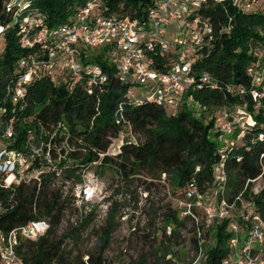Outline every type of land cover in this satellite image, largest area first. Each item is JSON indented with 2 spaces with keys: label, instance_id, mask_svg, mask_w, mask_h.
Instances as JSON below:
<instances>
[{
  "label": "trees",
  "instance_id": "trees-1",
  "mask_svg": "<svg viewBox=\"0 0 264 264\" xmlns=\"http://www.w3.org/2000/svg\"><path fill=\"white\" fill-rule=\"evenodd\" d=\"M87 1L32 0L48 27L65 22ZM97 1L106 16L144 19L155 0ZM9 2L0 0L3 26L11 21L12 10H6ZM198 12L212 27L200 58L192 64L195 83L190 93L201 115L187 105L167 114L163 105L145 93L132 101L128 93L136 84L118 72L104 46L80 50L83 63L100 65L106 76L102 83L89 84L83 73L74 80L65 70L54 69L52 74L42 70L26 85L23 106H13L6 86L18 73L20 59L39 51L40 46L21 47L17 25L0 34V104L7 109L0 115L1 134L12 119L11 135L1 141L29 156V175L18 183L4 187L7 173L0 171V230L7 233L40 218L49 221L43 236L22 240L17 246L24 264H84L82 254L72 261L71 251L64 249L65 241H73L83 223L59 231L68 206L74 204L80 174L87 168L111 171L124 181L142 172L152 176L164 173L173 193L186 196L195 186L205 196L217 191V199L226 195L228 200L239 194L246 197V182L261 177L262 188L251 201L263 215L264 96L253 99L252 93L264 91V10L242 11L232 0H206ZM164 61L165 55L156 54L157 66ZM223 111L245 116L244 134L232 146H220L211 132L218 127L217 113ZM116 137L119 143L110 152ZM219 166L224 180L218 178ZM221 191L225 193L220 195ZM191 212L198 218L197 232L205 233V212L196 206ZM169 215L175 227L181 223L176 212ZM185 219L194 224L191 214ZM227 225L225 219L210 226L213 241L204 248L200 243L203 235L192 238V248L197 251L201 246L204 252V264H221L227 256L231 236ZM175 229L169 234L162 229L151 263L141 254L136 264H175L181 254ZM109 240V225H103L93 251L85 252L88 264H110L105 257Z\"/></svg>",
  "mask_w": 264,
  "mask_h": 264
},
{
  "label": "built area",
  "instance_id": "built-area-1",
  "mask_svg": "<svg viewBox=\"0 0 264 264\" xmlns=\"http://www.w3.org/2000/svg\"><path fill=\"white\" fill-rule=\"evenodd\" d=\"M205 1L155 0L146 17L140 19L106 16L101 13L97 0H89L74 9L65 22L48 27L39 9L33 6L32 0H10L6 10H12L11 21L5 26L0 25V34L17 25L20 46L33 49L39 44L40 48L34 54L30 53L20 59L18 73L6 86V92L10 95L9 102L13 106H23L26 85L33 77L39 76L42 70L48 73L54 69L65 70L74 80L83 73L87 75L89 84L102 83L106 76L100 65L94 62L83 63L80 60V50L104 46L108 59L118 72L122 76H129L141 88L143 86V93L148 98L164 107L169 105L173 111L182 105L188 106L195 102L190 93L195 83L192 64L200 58L212 33L209 21L198 12ZM232 4L242 11H251L258 6L264 10V4H260V0H232ZM169 25L174 26L170 38L167 37ZM156 54L165 55L162 66L156 65ZM256 77L259 80L258 72ZM263 96L264 91L255 90L252 93L253 99ZM6 110V106L0 104V115ZM217 114V129L221 132L220 136L224 137L214 138L226 140L227 145H234L244 134L245 119H242L245 116L238 113L232 117L225 111ZM11 122L10 118L6 130L2 134L0 132V171L7 173L3 181L4 187L18 183L22 177L29 175V156L22 151L8 148L1 141L11 135ZM238 123L239 128L235 129V134L234 128ZM221 169V166L217 169L220 171L218 178L224 180ZM76 187L78 189L81 186ZM93 191L91 185L85 184L79 193L76 191L75 200H86ZM186 197L194 200L188 204L186 212L197 221L191 207L204 209V225L207 228L216 220L227 217L228 204L223 197H216L211 204L203 202V194L198 193L195 186L186 191ZM251 216V219L245 217L247 222L242 224L243 231L239 228L242 225L237 221H230L227 226V230L231 232L228 240L229 252L221 264H264V226L258 213ZM48 228L49 221L40 218L18 225L7 233L0 230V264H24L17 254V246L22 240H37ZM194 255L197 257L191 264H201V246ZM85 257L88 264V255Z\"/></svg>",
  "mask_w": 264,
  "mask_h": 264
},
{
  "label": "rangeland",
  "instance_id": "rangeland-1",
  "mask_svg": "<svg viewBox=\"0 0 264 264\" xmlns=\"http://www.w3.org/2000/svg\"><path fill=\"white\" fill-rule=\"evenodd\" d=\"M260 4H264V0H260ZM258 8L259 6L254 9ZM173 29V25L167 27L168 38H170ZM128 78L130 79L129 76ZM142 88L135 85L128 93V97L132 101L141 98L144 94L141 92ZM188 106L196 115H201L195 102L189 103ZM165 111L167 114L173 113V109L169 105L165 106ZM244 119L245 117L242 120ZM237 128H239V123L235 126L234 131ZM211 132H215V129L212 128ZM220 135L221 132L216 129L214 136L224 137ZM130 137L133 138L132 135ZM216 140L220 146L227 145L226 140ZM118 143L119 138L112 139L113 145L110 152L114 151ZM85 184L92 186L93 193L86 200H74V204L68 206L59 231L61 233L69 226H79L83 223L77 237L73 241L70 238L65 241L64 249L71 251L69 260L74 261L75 256L82 254L81 261L86 264L85 252L93 251L97 244L99 228L103 225H109L110 229L109 245L105 250V257L110 264H136L140 260L141 254L146 255L148 262L151 263L154 259L153 251L158 246L161 231L164 228L167 234L173 227L176 228V240L181 244V254L175 258V264H191V261L197 257L192 248V238H199L203 235L201 237L203 248L213 241L209 230L210 226L205 233L201 232L199 235L196 220L194 219L193 224L191 219H185V216L188 215L186 212L188 204L194 200L182 194L173 193L169 177L164 173L161 175L156 173L155 176H152L142 172L128 181H124L111 171L92 167L85 169L80 174L77 186L82 187ZM81 187L79 188L81 189ZM79 188L76 187L74 193L76 191L79 193ZM246 188L248 189L246 197L239 194L228 200V196L223 195L228 204L227 217L216 220L213 225H217L225 219H228V225L232 220L237 221L240 225H245L247 217L251 219V215L258 213L264 226V213L262 215L251 201L253 194L262 188L261 177L253 179L251 182L247 181L244 189ZM223 193L225 192L221 191L220 195ZM216 197L217 191L211 193L210 197L208 194L207 196L203 195V202L211 204ZM171 212H176L181 219V223L176 224V227L172 224V219L168 218ZM202 215L201 212L200 220ZM243 225L239 226L242 231L244 230ZM159 252L157 255L160 254ZM203 257L204 252L200 260L201 264H204Z\"/></svg>",
  "mask_w": 264,
  "mask_h": 264
}]
</instances>
